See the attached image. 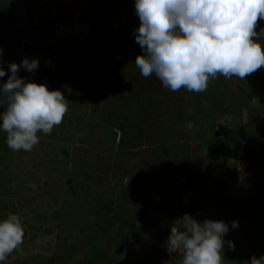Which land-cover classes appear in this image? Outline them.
<instances>
[{"label": "rangeland", "instance_id": "1", "mask_svg": "<svg viewBox=\"0 0 264 264\" xmlns=\"http://www.w3.org/2000/svg\"><path fill=\"white\" fill-rule=\"evenodd\" d=\"M1 2L11 29L4 45L9 64L27 57L48 67L49 52L57 49L52 37L74 41L55 58L63 71L48 84L35 80L70 101L62 123L51 134L38 132L30 152L0 149V221L14 214L24 231L3 264H89L93 233L104 250L97 264H180L182 253L167 241L185 214L230 228L238 221L225 237L235 251L226 244L222 264L264 256V69L244 79L217 75L203 93L173 92L154 74H140L134 64L143 55L140 46L133 52L118 33L126 22H140L135 0ZM102 4H115L121 14L103 22L110 32L100 42L94 37L78 53L85 35L100 30L87 8ZM261 29L264 20H258ZM256 42L264 46V38ZM107 50L114 55L107 57ZM35 72L18 74L30 81ZM122 103L133 124L125 144L109 126L111 108ZM213 110L212 121L205 112ZM216 133L226 161L215 172L198 162V151L204 154Z\"/></svg>", "mask_w": 264, "mask_h": 264}, {"label": "clouds", "instance_id": "2", "mask_svg": "<svg viewBox=\"0 0 264 264\" xmlns=\"http://www.w3.org/2000/svg\"><path fill=\"white\" fill-rule=\"evenodd\" d=\"M135 14L140 26L134 40L143 55L134 64L144 78L154 74L170 91L203 93L218 73L244 79L264 69V46L256 42L264 38V29L256 31L258 20H264V0H135ZM39 66V59L26 57L20 64L10 63L6 72L0 61V78L11 73L0 84V130L16 152H30L39 143L37 133L51 134L68 112L64 92L18 76ZM64 88L72 93L68 85ZM175 224L180 227H171L167 245L182 253L180 264H222L225 245L235 251L225 237L239 227L238 221H231L230 228L222 220L201 222L185 214ZM23 236L18 216L0 221V264ZM248 264H264V256H252Z\"/></svg>", "mask_w": 264, "mask_h": 264}, {"label": "trees", "instance_id": "3", "mask_svg": "<svg viewBox=\"0 0 264 264\" xmlns=\"http://www.w3.org/2000/svg\"><path fill=\"white\" fill-rule=\"evenodd\" d=\"M90 6H91V3H90ZM7 11H8V9L4 7L3 3L0 0V47H1L0 49L3 50V56L0 57V61L3 62V67H4L6 72H7V68L9 65V62L6 59V58H8L9 51L6 48L4 49V45L6 44L7 40L10 38V31H11L10 25L7 24L6 17H5ZM92 14H94L95 18H96V21H94L95 22L94 24L95 25L99 24V26H100V28H99L100 30L98 31L99 34L96 32L92 33L91 35L86 34L85 40L81 41L78 44V47H80L78 49V53H79L80 49L84 48L85 44L88 43L89 41H91L92 39L96 38L100 42V36L105 37L107 35V33L110 32L109 27H106V29H105V27H103V25L105 23H107V24L110 23L111 18H112V14H114V15L115 14H121V11L120 10L116 11L115 4H108V5L102 4L98 9L87 8V15L86 16L90 17ZM104 21H105V23H103ZM131 26L139 27L140 22L132 23V22L128 21V22H126L125 25H123L122 27L119 28L118 33L124 39V42L126 44L125 46L127 48H131L132 51L134 52V50L137 49V47H136L137 43H136V40H130L129 39V33H130L129 27H131ZM100 32H103V33L100 34ZM104 32H106V34ZM58 36L59 35L56 34L54 37H52L54 45H55L54 48L57 47V49H51L49 52V54H51V59L49 58L51 60L50 64L47 67L45 64V60H42L40 62V66H39L38 70H36V72H35L37 75L35 74L34 76H36V77L32 76L30 79V82H35V80L36 81L39 80V81H42L43 83L48 84L56 76V74L58 72H60L61 70L63 71L62 66L59 63L55 62V58L57 57L58 54H60V53L62 54L65 50H68V48H70V46L72 45V43L74 41H72L73 39L71 37H69L70 35L67 38H65V36H64L65 39H60ZM114 37H115V34L110 35V37H109L110 43L114 41ZM138 47H139V45H138ZM114 48L117 49L116 47H114ZM133 48H135V49H133ZM137 50L140 51L141 48L139 47ZM124 51H126V50L124 49ZM127 51H128V49H127ZM114 53H115V51H113V50H111V51L107 50L106 56L112 57V55H114ZM131 56H133V55H131ZM131 56H127V60H126L127 65H129V66H132ZM10 75H11V73L9 72L4 78H0V81L6 82L8 79V76H10ZM217 75L219 76L221 74L218 73ZM18 76L22 78V76L20 74H18ZM34 78H36V79H34ZM200 105L201 104L198 101V106H200ZM1 110H3V109H1ZM110 112H111V119L109 120L110 129L113 131L117 130V132L120 134V137H122L121 144H125L126 141H128V143H129L130 138L128 135H129V132L131 131L130 128L133 127V124L131 122L130 123H127V122H129V120H130L128 118H131L130 117L131 110L129 109V107H127L125 105V103L124 104L122 103L119 106V108H111ZM215 113H216L215 110L210 111V113L205 112L206 116L210 117L212 121L214 119ZM195 115L197 116L198 114L196 113ZM193 117H195V116H193ZM190 122H192V121H190ZM0 135H1V132H0ZM216 136H217V133L212 135V139L214 141H212L213 143L211 144V146L207 147V149H206L207 151L204 154H203L202 149H200L198 151V154H200V156H198V157H200L198 159V162L201 161L202 165L207 166L210 170H213L215 172H216V167H218L219 164H222L226 161V159L222 153L224 151H223V149H221V145H220L218 139H216ZM114 137H115V135H114ZM1 141L3 142V144L1 143L0 149L1 150H7L8 146L5 142V136L4 135L0 136V142ZM183 154H185V153H183ZM202 156H204L206 159ZM179 157H181V156L179 155ZM204 159L206 161L204 163H202V160H204ZM180 166H182V165H180ZM170 172H172V171H170ZM67 182H68V185L72 184L71 181H67ZM189 184H191V183H189ZM70 190L72 191V193H75L73 186H71ZM89 241H90V249H91V253H90L91 258L90 257L88 258V263L89 264H97L98 261L102 260V257L99 254L101 251H104L103 247H102L103 246L102 242H101V240H98V237H96V235L94 233H93V235L89 236Z\"/></svg>", "mask_w": 264, "mask_h": 264}, {"label": "built area", "instance_id": "4", "mask_svg": "<svg viewBox=\"0 0 264 264\" xmlns=\"http://www.w3.org/2000/svg\"><path fill=\"white\" fill-rule=\"evenodd\" d=\"M129 38H130L131 40H134V39H135V31H132V32L130 33Z\"/></svg>", "mask_w": 264, "mask_h": 264}]
</instances>
